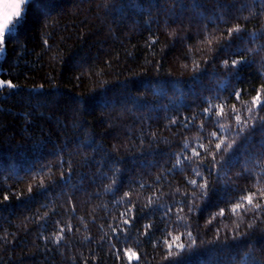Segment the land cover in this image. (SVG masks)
Wrapping results in <instances>:
<instances>
[{"label": "trees", "instance_id": "obj_1", "mask_svg": "<svg viewBox=\"0 0 264 264\" xmlns=\"http://www.w3.org/2000/svg\"><path fill=\"white\" fill-rule=\"evenodd\" d=\"M40 4L49 15L33 8L0 59V79L16 85L0 89V264H127L113 245L137 252L139 264H264V216L233 215L226 203L264 188L255 184L264 130L249 120L237 136L232 112L244 119L264 92V0ZM236 25L243 31L225 50ZM209 103L226 105V131L208 118ZM214 131L239 150L217 155L223 166L201 169V180L193 173L200 161L190 167L184 158L193 148L204 155L200 144L216 151ZM193 179L207 181L206 201ZM184 224L196 245L165 260L157 241Z\"/></svg>", "mask_w": 264, "mask_h": 264}, {"label": "snow or ice", "instance_id": "obj_2", "mask_svg": "<svg viewBox=\"0 0 264 264\" xmlns=\"http://www.w3.org/2000/svg\"><path fill=\"white\" fill-rule=\"evenodd\" d=\"M194 6H200V5H194ZM33 8H40L41 14L44 16H48L49 13L43 9V6L40 4V0H0V55H3L5 52V45L7 43L12 42L13 40L18 39L20 32L23 30L25 25L29 22L30 14L33 10ZM243 29L236 25L234 28H232L228 33H226L228 37V42L225 45H222V47L227 50V48L231 47V38L232 34L236 33L237 36H239V33H241ZM45 47L47 50H51L52 46H49L47 44V40L44 41ZM245 64V61H237L233 60L231 62V66L235 67L236 65H243ZM225 66L228 65V61H225ZM264 75V74H262ZM16 85H13L11 81H3L0 80V89L8 88V89H14ZM261 88L264 89V84L261 85ZM238 100L240 98V92L235 91L232 93ZM264 92L257 91V94L255 97L251 100V105L253 107H247V112L249 115L242 119L241 114L236 112L235 106H233L232 112H233V119L236 122V127L239 129V131L236 133V135H240L245 131V129L248 128V121L249 120H258V123L262 130H264V117H257L253 115L254 110L256 112H264ZM215 99H219V96L215 97ZM82 103L85 106V109L89 106V101L83 100ZM226 105L222 103L219 105V109H217L216 105H212L209 103V107L205 109V113H209V119H211V115L215 114L217 118L213 121L215 125H218V131L224 132L226 129L220 122V117H223L225 115L223 109ZM175 122V121H173ZM212 141H219L214 143V147L216 151H211V149L205 147L203 144L199 145V148L203 149L204 155L201 154L200 151H198L196 148L192 149L191 156H185V161L189 162V166L191 167V161L198 160L200 161V164L197 165L196 168L193 169V173L195 176L199 177L201 180L204 179L202 175V171L206 170L209 174L212 173L213 169L215 167L223 166V163L225 161H217L216 157L217 155H221L223 153H228L229 150H233L232 144H227L225 141L217 135V131L212 132ZM223 146V147H222ZM240 147H243L241 145ZM264 147V145H262ZM184 148L187 149L188 145L185 144ZM239 149H235L231 152V156L234 157L236 154V151ZM211 157V165L204 164L203 161L207 159L208 157ZM231 158V157H230ZM181 164V160L177 159V164L173 167H177ZM245 176L248 178H252V173L245 171ZM257 177H260V179L255 180L256 185H260L262 182H264V166H261V171L256 173ZM239 178V174H238ZM189 184L193 186V191H195L196 188H199L201 190L200 195L201 197L206 201L208 198V185L207 181H204L203 183L198 184L196 179L188 181ZM143 187V185H142ZM234 191H238V189H233ZM31 191V188L29 189ZM127 195V194H125ZM7 199V197H5ZM192 200H195L196 197L193 196L191 198ZM153 198L149 197V203H152ZM129 203L131 204V200H129ZM182 204H187L188 201H182ZM226 203H231V208L228 210L233 215H239L241 212L244 214H247L248 212H254L257 216H264V188L257 187L256 191H249L246 192L244 195H242L238 200L235 202H232L231 200L226 201ZM194 210L198 211V208H195L194 206H189L188 212L192 213ZM128 211H131L129 209ZM180 211H183V207H181ZM144 210L141 209V215L143 216ZM126 218L123 220L124 225H131L132 220L127 218L128 213L125 212L122 214ZM218 216L223 217L225 215V209L221 208L220 211L217 213ZM215 218V217H214ZM180 219H183L180 217ZM264 222V221H262ZM154 226L152 224L145 225V234L149 235V230L152 229ZM183 227L186 229L185 232L180 233L179 235L173 236L171 233H168V235L165 237L163 241H157V244H163L166 246V253L164 256L165 260H171L173 257L178 256L183 250L186 248H191L196 245L197 243V236L193 235V232L189 229V225L184 224ZM239 227V225H237ZM251 227V225H249ZM64 229H59L60 235L55 237L54 242L60 243V241L64 238L63 233ZM116 231V229H114ZM167 231V229H165ZM217 236H219V230H217ZM155 246V245H154ZM114 249V255L116 256L117 260H122L126 258L127 264H132V262L135 260L137 264H139V261L141 259L140 255L137 254V252L133 251L132 249H115V245H113ZM85 264H88V261L85 260Z\"/></svg>", "mask_w": 264, "mask_h": 264}, {"label": "rangeland", "instance_id": "obj_3", "mask_svg": "<svg viewBox=\"0 0 264 264\" xmlns=\"http://www.w3.org/2000/svg\"><path fill=\"white\" fill-rule=\"evenodd\" d=\"M4 54H5V52L3 53V55H0V59H2V58H3ZM0 80H1V79H0Z\"/></svg>", "mask_w": 264, "mask_h": 264}]
</instances>
